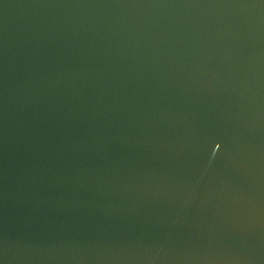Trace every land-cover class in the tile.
I'll list each match as a JSON object with an SVG mask.
<instances>
[{
    "label": "water",
    "instance_id": "95a60500",
    "mask_svg": "<svg viewBox=\"0 0 264 264\" xmlns=\"http://www.w3.org/2000/svg\"><path fill=\"white\" fill-rule=\"evenodd\" d=\"M0 264H264V0H0Z\"/></svg>",
    "mask_w": 264,
    "mask_h": 264
}]
</instances>
